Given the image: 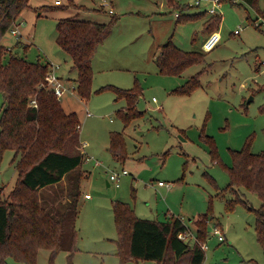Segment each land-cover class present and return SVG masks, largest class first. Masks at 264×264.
<instances>
[{
    "label": "rangeland",
    "instance_id": "374dc122",
    "mask_svg": "<svg viewBox=\"0 0 264 264\" xmlns=\"http://www.w3.org/2000/svg\"><path fill=\"white\" fill-rule=\"evenodd\" d=\"M55 1L31 0L17 19V24L25 21L20 34L9 32L3 43L30 62L59 64L57 73L69 85L77 73L56 42L58 21L76 16L113 22V28L93 59L91 96L83 99L75 92L59 99L67 113L76 112L80 118V151L85 160L60 183L41 191L44 205L54 206L66 221L63 250L54 264H69L75 228L79 236L72 264H158L122 260L115 242L119 236L116 202L132 206L140 218L168 222L179 217L194 234V221L209 213L203 264H264L253 209H259L261 201L241 187L239 196L247 204L237 202L232 209L237 196L227 188L231 178L226 168L232 165L233 150H242L248 141L252 152L264 151V24L256 7L242 0H222L212 14V0H200V5H194L195 0H177L178 6L170 0H59L60 7ZM212 18H220L211 28L219 31L221 40L207 52L205 24ZM169 40L183 51L201 53L204 60L181 74L161 72L156 59ZM198 73L201 86L194 92H175ZM136 88L142 91L136 100L142 114L127 124L119 111L129 103L119 97L118 89ZM4 102L0 94V117ZM112 133L123 138L126 154L121 159L110 150ZM17 164L13 150L0 151L1 200L10 199L17 184ZM123 169L128 174L116 186L111 175ZM159 181L166 185L159 186ZM77 189L80 203L69 208L64 203ZM217 223L224 241L214 234ZM49 257V250H40L38 264H49ZM7 260L26 264L12 256Z\"/></svg>",
    "mask_w": 264,
    "mask_h": 264
},
{
    "label": "trees",
    "instance_id": "16d2710c",
    "mask_svg": "<svg viewBox=\"0 0 264 264\" xmlns=\"http://www.w3.org/2000/svg\"><path fill=\"white\" fill-rule=\"evenodd\" d=\"M170 2L178 6L177 0ZM242 2L256 7L259 18L264 19V0L262 7L259 0ZM30 6L31 0H0V94L5 100L0 117V151L10 149L15 152L19 171L10 199H0V264H8L9 256L26 264H38L42 249L50 251L49 264H54L56 256L63 250L66 221L64 214H58L54 206L44 205L41 191L60 183L85 160L84 153L80 151L78 129L81 121L78 114L67 113L54 92L41 87L49 69L48 62H30L3 43L20 14ZM45 8L47 11L54 10L50 6ZM215 21L219 24L220 18L206 22L208 35L216 31L211 28ZM56 28V42L70 56L72 70L77 73V94L88 99L92 93L93 59L111 34L113 22L97 23L71 16L60 19ZM160 48L156 62L160 71L166 74H181L204 60L201 53L183 51L172 40ZM200 76L201 73H198L191 77L175 92L191 94L201 86ZM118 93L129 103L127 109L119 111L120 117L129 124L134 117L142 114L136 107V100L142 91L139 88L118 89ZM34 100L37 105L33 104ZM203 138L212 142L207 135ZM110 150L117 159L126 154L121 135L112 133ZM232 156V165L226 166L231 178L227 188L235 192L237 200L230 207L233 209L237 202L246 203L239 196L241 187L258 195L261 206L253 209L257 215V238L264 251V151L252 152L251 142L248 141L242 150H233ZM78 178L81 180L82 176ZM80 198L79 189L72 191L64 205L75 208ZM78 213L76 211V219ZM114 214L119 234L115 242L123 261L143 259L158 264H182L183 261L187 264L204 263L205 250L198 243L191 245L179 238V233L187 227L180 218L168 222L140 218L132 206L122 202L115 203ZM209 217L206 213L200 221H194L201 243H205L210 235L205 222ZM71 233L69 264H72L77 251L79 236L76 228ZM169 251L172 256H168Z\"/></svg>",
    "mask_w": 264,
    "mask_h": 264
},
{
    "label": "built area",
    "instance_id": "2783aa9c",
    "mask_svg": "<svg viewBox=\"0 0 264 264\" xmlns=\"http://www.w3.org/2000/svg\"><path fill=\"white\" fill-rule=\"evenodd\" d=\"M212 3V8L210 9V13L214 14L216 12V9L218 7V5L221 3V0H212L210 1ZM202 2L200 0H195L194 5H200ZM56 4L60 5L62 3H60V1H56ZM113 10L110 9V13H112ZM178 15V14H177ZM262 24H264V19L261 18ZM260 19V20H261ZM17 20L15 22V24L13 25V27L11 28L10 32L13 35L18 36L20 34V26L21 25H25V21H19V24H17ZM236 34H239V30L235 31ZM221 40V34L219 33V31H214L211 34L208 35L206 41L203 44L204 50L205 51H211L213 50L217 44L220 42ZM263 65H264V60L262 61ZM49 65V69L47 71V74L45 76V80L44 82L41 84V86L47 90H52L54 92V94L57 96L58 99H62V97H64V95H66L67 93L73 94V93H77V83L76 81H72L69 85L64 79L63 77H61L57 72L59 71V69L61 68V66L59 64H56L54 62H48ZM154 101H156V98H154ZM34 105H37L36 100L33 101ZM90 115V113H88ZM87 159H89V157H87ZM128 174V171L126 169H123L121 173H115L111 175V181L113 183L116 184V186L120 185V179L121 176H124ZM159 186H165L166 183L163 181H159L158 182ZM85 198H90L89 194L85 195ZM214 234L217 235L218 239L220 241H224L225 240V234L223 233V231L221 230V228L219 226H215L214 227ZM179 238L182 239L183 241L190 243L191 241H193L194 245L196 243H198L202 249L206 250L208 249V245L205 243H201L198 238H197V234H194L192 231H190L188 229V227H186V230L181 231L179 233Z\"/></svg>",
    "mask_w": 264,
    "mask_h": 264
},
{
    "label": "crops",
    "instance_id": "0c3cea01",
    "mask_svg": "<svg viewBox=\"0 0 264 264\" xmlns=\"http://www.w3.org/2000/svg\"><path fill=\"white\" fill-rule=\"evenodd\" d=\"M56 1H59V0H56ZM56 1H55V2H56ZM57 5H58V4H57ZM61 5H62V4H61ZM80 13H81V12H80ZM67 176H68V175H67ZM65 177H66V176H65ZM65 177H64V178H65ZM85 195H86V194H85ZM178 218H179V217H178ZM181 220H182V219H181Z\"/></svg>",
    "mask_w": 264,
    "mask_h": 264
}]
</instances>
